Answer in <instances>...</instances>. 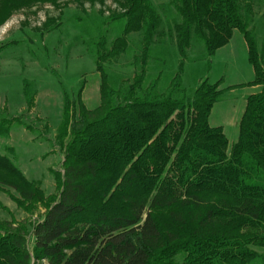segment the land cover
I'll list each match as a JSON object with an SVG mask.
<instances>
[{"label":"trees","instance_id":"trees-1","mask_svg":"<svg viewBox=\"0 0 264 264\" xmlns=\"http://www.w3.org/2000/svg\"><path fill=\"white\" fill-rule=\"evenodd\" d=\"M62 1L0 0V26L15 11ZM72 1L83 8L106 2ZM113 2L119 9L86 41L101 78L100 104L85 105L83 88L78 105L67 101L58 138L64 170L54 171L60 196L33 224V249L28 225L0 221V264H264V36L250 27L253 0H168L167 32L153 0ZM236 30L255 71L247 85L261 89L247 96L231 144L211 114L236 85L223 88L207 73L188 88L184 76L188 62L210 64ZM132 33L141 35V51L134 75L122 81L107 64L130 51ZM166 35L176 43L177 68L153 73L166 63L157 52ZM196 45L203 52L193 57ZM26 96L30 108L28 87ZM21 122L0 112V135ZM0 184L25 201L39 192L2 154Z\"/></svg>","mask_w":264,"mask_h":264},{"label":"rangeland","instance_id":"rangeland-1","mask_svg":"<svg viewBox=\"0 0 264 264\" xmlns=\"http://www.w3.org/2000/svg\"><path fill=\"white\" fill-rule=\"evenodd\" d=\"M164 16L162 27L167 32L172 22L168 0H153ZM253 21L250 24L261 41L264 36V0H253ZM119 9L113 0L105 4L85 7L72 0L58 6L36 4L15 11L0 26V46L15 42L0 51V112L8 117L19 116L21 123H13L8 135H0V154L10 158L30 181L36 183L38 194L25 201L13 187L0 184V221L29 228V247L33 249L32 226L43 219L49 207L59 198L61 185L54 171L63 173L65 150L58 138L64 123L67 101L82 102L95 108L101 101V78L86 41L102 29V21L113 10ZM103 12V13H102ZM131 49L108 63L109 71L120 80L131 78L135 54L141 51V35L132 33ZM158 54L165 64L152 67V72L177 68L179 55L176 43L164 37ZM203 47L196 45L191 55L198 57ZM209 74L212 82L221 81V87H236L225 93L215 104L211 123L221 125L232 144L239 134V124L245 111L247 96L260 91V86L247 85L255 77L248 58V46L239 31H234L229 42L220 48L208 64L205 59L188 62L184 84L194 88ZM242 84V85H241ZM34 95L29 108L26 88ZM15 198L23 200L18 202ZM34 264H49L46 260Z\"/></svg>","mask_w":264,"mask_h":264}]
</instances>
